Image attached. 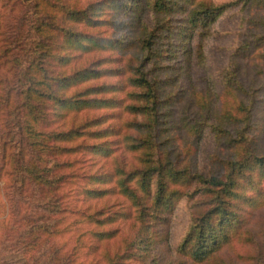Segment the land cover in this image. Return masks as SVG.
Here are the masks:
<instances>
[{
  "label": "trees",
  "instance_id": "trees-1",
  "mask_svg": "<svg viewBox=\"0 0 264 264\" xmlns=\"http://www.w3.org/2000/svg\"><path fill=\"white\" fill-rule=\"evenodd\" d=\"M235 6L246 24L217 102L192 67ZM252 9L264 0H0V179L40 212L9 226L1 251L22 264H81L80 246L85 264H264L259 85L239 62L248 21L264 26ZM207 128L220 151L202 170ZM182 199L189 223L173 247Z\"/></svg>",
  "mask_w": 264,
  "mask_h": 264
},
{
  "label": "rangeland",
  "instance_id": "rangeland-1",
  "mask_svg": "<svg viewBox=\"0 0 264 264\" xmlns=\"http://www.w3.org/2000/svg\"><path fill=\"white\" fill-rule=\"evenodd\" d=\"M216 1L225 2L228 0ZM241 15V11L237 6L230 7L211 24L210 28L212 32L204 37V61L194 63L192 67V82L196 90H200L202 93L207 92V96L211 100L217 98V102L220 100L218 94L222 86L224 67L227 65L228 59H230L231 54L238 45L243 29L245 28L246 23L242 20ZM250 15L260 16L264 19V10L252 9L248 12V17ZM248 32L250 33L248 35V56L241 57L242 59L239 60L240 71L243 77L255 83L254 86L259 85L257 96L259 101L255 109L253 133L257 136V144L264 151V40H260L263 42L258 47L254 44L259 40L258 36L260 34L264 36V26L253 21H248ZM197 39L198 36L196 33L193 38L195 45L197 44ZM178 107L181 108V105ZM218 151L220 149L214 141L213 134L210 128H207L197 145L196 156L199 167L202 170H206L211 165V155ZM3 183L4 180L0 179V260L2 262L1 264H22V254L14 252L13 250L1 251L3 238L6 236V233H9V226L11 224L15 226L21 219L34 216L40 212L28 201H15L13 198L6 196ZM262 211L264 210L259 212ZM262 214L264 218V212ZM188 223V204L187 200L182 199L172 218L171 242L173 247L176 246L185 233ZM262 225H264V220H258L256 226L259 227ZM67 228L68 230H75V225ZM70 234L71 232L69 231L61 233L60 239L66 241L68 244H73V237L71 238ZM6 237L7 239H12L8 235ZM74 238L76 237L74 236ZM82 240V245H86V235ZM77 251L79 253L77 258L78 262L85 264L89 260L87 256L84 257L83 255L85 248L80 246V249Z\"/></svg>",
  "mask_w": 264,
  "mask_h": 264
}]
</instances>
